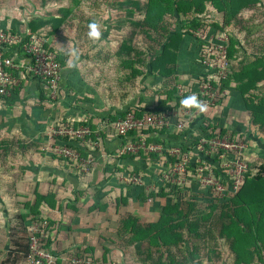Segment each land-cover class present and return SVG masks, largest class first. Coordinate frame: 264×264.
<instances>
[{"label": "rangeland", "instance_id": "1", "mask_svg": "<svg viewBox=\"0 0 264 264\" xmlns=\"http://www.w3.org/2000/svg\"><path fill=\"white\" fill-rule=\"evenodd\" d=\"M128 1L135 0H0V26L6 24L5 29L13 33V25L20 27L22 23L45 38L50 50L57 52L63 73L66 71L69 92L61 104L45 98L43 91L28 93L20 102L17 117L8 115L16 103L12 98L8 99L4 116L1 110L0 264H21L28 244L25 223L32 217H45L42 205L49 203L42 199L36 208L37 194L48 196L54 204L70 198L66 205L78 209V198L85 196L84 190L94 197V192L101 190L99 185L106 189L112 185L116 198L124 199L122 189L133 184L145 187V194H134L137 199L130 201L127 197L134 213L119 214L120 231L115 228L110 235L106 232L107 244L99 247V256L86 250L98 261L264 264V125L262 121L254 122L239 91L233 92L221 108L211 109L198 130L200 134L170 135V140H163L159 133L153 132L151 137L147 133L148 142L168 149L122 155L114 150L110 157L116 163L106 168V176L100 174L97 164L104 156L101 132L106 138L109 135L103 119L113 121L128 107L154 109L174 101L181 77L189 75L186 68L193 64L191 55L182 48L169 76L152 73L149 62L162 50L167 34L188 27L190 22L184 17L196 14L193 19L202 21L204 28L212 23L225 27L211 30L225 31L230 36L232 77L234 73L249 76L254 68H263L264 0L232 20H226L225 13L208 1H204L203 13L197 12L200 2L194 0H136L140 7L135 10ZM152 2L163 6L150 10ZM178 4L182 6L176 13ZM36 20L45 25L34 30L31 24ZM92 22L99 25V39L88 35ZM135 22H140V27ZM124 43L131 47V55L118 54L123 52ZM28 80L37 82L31 75ZM246 97L260 105L264 80ZM227 125L229 130L225 129ZM139 138L134 136L132 143ZM222 143L229 147H222ZM196 145L201 147L194 148ZM62 147L74 149L77 157L59 154L56 148ZM171 148H180V155H170ZM184 161L187 168L181 167L180 185L159 181L171 165ZM239 174L243 180L237 183ZM125 177L142 178L143 183L128 182ZM204 177L220 182L226 191L205 185L201 181ZM57 194L70 197L57 198ZM130 217L146 227L165 223L171 236L165 241L159 238V244L137 239L133 232H123V220ZM49 221L54 226V221ZM152 229L150 234L155 235Z\"/></svg>", "mask_w": 264, "mask_h": 264}, {"label": "built area", "instance_id": "2", "mask_svg": "<svg viewBox=\"0 0 264 264\" xmlns=\"http://www.w3.org/2000/svg\"><path fill=\"white\" fill-rule=\"evenodd\" d=\"M8 29L0 26V108L6 106L8 99L20 89L23 81L28 80V75L35 77L42 88L46 89L48 100L54 103L61 102L66 97V93L62 87L63 67L57 58V52L50 50L47 40L29 30L28 27L18 33H12ZM211 29L212 27L209 26L206 28L199 26L193 33L200 44L199 69L194 71L198 76L183 75L181 77V82L177 84V99L169 102L164 109L148 108L143 112L140 109H129L124 116L116 120L103 119V127L107 129L108 136L122 140L116 149L119 155L127 152L135 153L139 150L161 152L163 149H168L148 142L144 133L146 131L165 130L167 136L169 133L200 134L198 130L202 124L206 123L211 109H219L225 101H228L231 93L230 89L224 85V81L231 69L230 36L225 31ZM191 95H195L205 106L204 111L182 103ZM137 110L141 113L138 114ZM86 131L89 132V128ZM138 135L140 138L136 144L132 143L133 137ZM123 141L126 143L123 144ZM94 145L99 146V142H95ZM197 147L201 146H194V148ZM222 147L227 148L229 144L222 143ZM56 151L70 159L77 157L75 150L68 147L56 148ZM169 152L174 156L180 155L181 150L171 148ZM183 166L187 168L186 161L174 167L171 165L164 171L163 178L159 181H169L180 185L182 178L179 173ZM125 180L137 184L143 183L142 178L137 177L134 179L125 177ZM237 180V183L241 182L243 175L239 174ZM201 181L208 186L215 185L218 192L226 191L225 186L219 185L220 182L217 183L211 177H204ZM148 189L151 190L150 187ZM54 227L46 216L32 217L27 226L29 251L25 264H117L110 261L107 263L103 260L98 261L96 256L81 248H73L67 255L55 252L52 244L48 242L55 234Z\"/></svg>", "mask_w": 264, "mask_h": 264}, {"label": "trees", "instance_id": "3", "mask_svg": "<svg viewBox=\"0 0 264 264\" xmlns=\"http://www.w3.org/2000/svg\"><path fill=\"white\" fill-rule=\"evenodd\" d=\"M169 1H171V0H169ZM196 1L200 2V4H199L200 8L197 10V12L203 13L204 12L203 10H206L205 9L206 6L204 4V1H208L212 4V6L215 7V9H217L218 11H223L225 13V17L227 18L226 20H232V19L236 18L241 13L242 10L250 9L253 6L261 3L262 0H194V2H196ZM127 3H131L134 6V8H132L134 10L138 9L140 7L139 2L136 0L135 1H128ZM124 4H126V3H124ZM194 4H196V3H194ZM201 4H202V6H201ZM158 6L161 7V6H163V4H160V3L158 4L156 2H152V3H150L149 9L151 10V9H153V7H158ZM181 6H182V4H178V6H177V8H175L174 12L179 13V10H180L179 8ZM189 9H191V8H189ZM184 13L187 14V10H185ZM195 15L184 17V21L187 20V22H190V24H188L187 25L188 27L185 28L184 30L182 29L183 31L182 30L181 31H175V32H171L170 34H167L166 41H164L163 46H162V50L160 52L156 53L149 62V67L151 68L152 73L163 74L164 76L165 75L166 76L171 75L174 72L175 65L179 62V59H180L179 52L183 48L184 50L188 51V53H187L188 55L189 54L191 55V58H189V59H191V61H192L191 63H193L192 65H190L189 67L186 68L187 69L186 73H188L189 75L198 76L197 72L195 73L194 71L199 69L198 56H199L200 44L194 38L193 30L196 27L205 26V24H203L202 21H200L197 18L193 19V17ZM59 19H61V18H59ZM134 24L138 27H140L139 25H141L140 22H135ZM23 25L24 24H22V23L20 24V27H16L15 25H13V27H12L13 32L18 33L20 31H22L26 27V26L23 27ZM31 25H32V28L34 30H36L39 28V26L45 25V22H43L42 20H36V21H33V24H31ZM5 26H6V24L2 25V27L6 28ZM206 26L225 30L224 26H219L216 23L206 24ZM231 44H232V42L230 43V46H229L230 60L232 57V55H231L232 45ZM187 46H189V49L187 48ZM122 50H123V52H120V51L118 52V54L120 56L131 55V54H129L131 47L129 46V48H128L126 43H124V45L122 46ZM125 53H128V54H125ZM187 57H189V56H187ZM231 68H232V65H231ZM230 72H231V69H230ZM233 77H232V74L229 73L227 79L224 81V85L226 86V84H227V87L230 89L231 96L233 95V92L235 93V91H239V93L242 95V97L244 99L246 109L251 111L252 114L254 115L253 116L254 122L262 121L263 125H264V100L259 105L257 103L251 102L250 98L246 97L250 93L251 90H254L257 87V85L262 80H264V67L263 68H254L249 76H247L244 73H240V74L234 73ZM233 79H235V80H233ZM234 82H236V84ZM230 83H231V85H230ZM232 83L234 85H232ZM42 89H43L42 91H43L45 98H46V92L47 91L45 88H42ZM15 94H17V92ZM175 98L177 99L176 95H175L174 99ZM168 103L169 102H167V104ZM166 105L164 104V106H161L159 108L164 109ZM143 111H145V109L141 110V112H143ZM126 112L127 111L125 110L121 116H124ZM137 112H138V114L141 113L138 110H137ZM117 118L118 117H116L115 120ZM225 129L229 130V126L227 125V127H225ZM153 132H154V134L159 133L161 136V137L160 136L159 137L163 140H170V138L168 137L170 135H172V137L173 136H175V137L180 136V134H175V133H169L167 136L165 130H160V131L156 130V131H152V132L146 131L144 133H146V134L148 133L149 136L151 137V134ZM101 134H102V136L100 138V143H101V147L103 149L102 151L108 152L109 148H108L106 141H105L106 137L103 135L102 132H101ZM115 141H119V144L122 142V140L119 138L118 139L116 138ZM119 144L117 146H119ZM122 190L125 194H131L136 199H137V197L134 194H136V195L145 194V187L144 186H138L135 184L127 185L126 189H122ZM149 194H151V193H149ZM37 195H38V197H37V200L35 203L36 208H38L41 205V201H43L45 199L48 200L51 207L55 206L53 204V202L50 201L48 196H43L40 194H37ZM126 199L128 200V198H126ZM168 205H170V204H168ZM171 207H173V206H171ZM37 215H39L38 210H37ZM29 222H30V220H27L25 223V232L27 233V239H28L27 226H28ZM123 222H124L123 223L124 224L123 225V229H124L123 232H125V230H126L125 233H127L128 231L133 232L134 234H136V238L140 239V240L149 239V240L153 241L154 243L159 244V242H158L159 238H163V240L165 241L166 236L167 237L171 236V235H167V232L170 231V228H166L168 226H166L165 223H155V224H151V225L149 224L146 227V226L139 225V223H137V219L133 218V217L132 218L130 217L127 220L125 218L123 220ZM151 229L155 230V232H156L155 235L150 234ZM52 240L53 239L50 238L48 242L51 243ZM27 242H28V240H27ZM19 246H21V245L19 244ZM28 251H29V243L27 244V246L25 248V252H23V257H22L23 260H22L21 264H25Z\"/></svg>", "mask_w": 264, "mask_h": 264}, {"label": "crops", "instance_id": "4", "mask_svg": "<svg viewBox=\"0 0 264 264\" xmlns=\"http://www.w3.org/2000/svg\"><path fill=\"white\" fill-rule=\"evenodd\" d=\"M65 75L66 71L65 73H63L62 80V87L65 90L66 97L61 102H57L58 104H61L69 97V92L66 86L68 80ZM42 90V86L38 81L35 84L30 80H24L20 89L16 91L17 94L12 97V99L15 100L16 103L12 106L14 108H11V112L8 114L10 115L9 117L12 118L19 115L18 109L21 106L20 102L24 101H22V99H24V96H26V94H40ZM129 109L135 108L128 107L126 111ZM1 110H3V113L1 112ZM5 111H7L5 107L0 108V113H2L3 116ZM12 111H14V113ZM1 117L2 116H0V118ZM115 139L116 138L112 136H108L105 139L109 151H103L104 156H101V159H99V161L97 162L100 169V174L103 176H106L107 174V172H105L106 168L111 167V164H113V162H116L114 158L110 157L112 156L111 152L116 150L118 147L117 145L119 144V141H115ZM97 176L99 179H101L100 175ZM103 186L99 185V189L101 190H96L94 192L96 194L94 197H89L91 191H85L83 189L85 196L82 198H78V201L81 204L80 208L78 209L69 208V206L66 205L68 202H70V198H68L70 197L68 196L69 194H66V196H63L64 194H57V198L62 195L63 198L67 197L68 200L65 201V199L63 198L62 202L56 200L55 204L53 203L55 205L54 207H51L47 202L42 205L46 217L54 221L53 224L55 226V234L52 236L53 240L51 244L55 251L67 255L73 248H81L87 251L92 250L94 254L96 253V256H99V247L102 248L103 244H107L106 232H109L110 235L112 229L115 228L117 230L119 229L120 231L121 226L120 217L118 218L119 214L134 213V205H132L133 203L130 202L134 197L131 194H122L124 195L125 199L122 198L123 196L118 199L116 198L117 194H113L114 192L112 185H110L108 189H106L105 187L103 188ZM103 191L108 192L107 195L103 196L102 194L105 193H103ZM127 197L130 198V201L126 199ZM72 199L74 198L72 197ZM97 205L99 207H97ZM61 250H64V252H61Z\"/></svg>", "mask_w": 264, "mask_h": 264}, {"label": "clouds", "instance_id": "5", "mask_svg": "<svg viewBox=\"0 0 264 264\" xmlns=\"http://www.w3.org/2000/svg\"><path fill=\"white\" fill-rule=\"evenodd\" d=\"M89 37L92 39H99L102 35L99 25L96 22H92L89 24ZM182 103L185 106H195L198 107L201 111H204L205 106L198 100V98L195 95H191L187 98H185Z\"/></svg>", "mask_w": 264, "mask_h": 264}]
</instances>
